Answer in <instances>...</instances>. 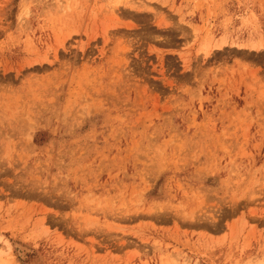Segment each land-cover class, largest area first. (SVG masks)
<instances>
[{"label":"rangeland","instance_id":"obj_1","mask_svg":"<svg viewBox=\"0 0 264 264\" xmlns=\"http://www.w3.org/2000/svg\"><path fill=\"white\" fill-rule=\"evenodd\" d=\"M0 236V264L264 262V0H0Z\"/></svg>","mask_w":264,"mask_h":264},{"label":"bare ground","instance_id":"obj_2","mask_svg":"<svg viewBox=\"0 0 264 264\" xmlns=\"http://www.w3.org/2000/svg\"><path fill=\"white\" fill-rule=\"evenodd\" d=\"M211 43V42H210ZM244 44V43H243ZM223 45H225V40L224 39H221L220 40V42L219 43H217V44H215V50H221L224 46ZM249 46V45H248ZM204 47H205V50L204 51H206V52H204V53H208L212 48H210V50H208V49H206L207 47H208V45H204ZM226 47V46H225ZM261 47V44H260V41H254V42H252L251 44H250V48L252 49V51H255V50H258L259 48ZM262 49V48H261ZM207 50H208V52H207ZM0 240H1V236H0ZM5 244H7V245H9V243H7L6 241H5ZM6 245V246H7ZM7 252V251H6ZM258 264H264V262H260V263H258Z\"/></svg>","mask_w":264,"mask_h":264}]
</instances>
